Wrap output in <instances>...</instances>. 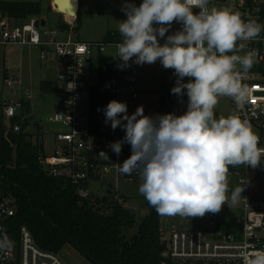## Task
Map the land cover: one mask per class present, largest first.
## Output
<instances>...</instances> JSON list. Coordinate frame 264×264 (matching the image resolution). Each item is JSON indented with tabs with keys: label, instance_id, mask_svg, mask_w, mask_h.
Masks as SVG:
<instances>
[{
	"label": "clouds",
	"instance_id": "clouds-1",
	"mask_svg": "<svg viewBox=\"0 0 264 264\" xmlns=\"http://www.w3.org/2000/svg\"><path fill=\"white\" fill-rule=\"evenodd\" d=\"M121 10L126 19L118 23L122 42L114 59L121 61L119 66L159 61L177 77L171 92L181 98L186 94L188 103L179 116H148L143 106L129 115L126 102L111 100L104 108L105 123L113 130L121 127L125 136L110 147L117 156L124 143L132 151L118 171L139 174V193L161 215L219 213L228 200L229 166L256 167L264 157L247 121L235 115L216 118L214 112L222 96L243 106L247 89L240 80L253 67L255 52L237 54L246 47L237 42L264 39V24L228 8L210 7V0H142L139 6L124 0ZM174 22L182 27L161 44ZM242 191L231 193L233 202ZM11 246L6 234L0 238V250ZM254 257L246 264H264V251Z\"/></svg>",
	"mask_w": 264,
	"mask_h": 264
},
{
	"label": "built area",
	"instance_id": "built-area-1",
	"mask_svg": "<svg viewBox=\"0 0 264 264\" xmlns=\"http://www.w3.org/2000/svg\"><path fill=\"white\" fill-rule=\"evenodd\" d=\"M217 0H210V7ZM233 5V12H244L242 19L260 20L259 13L264 6V0H225ZM1 2L20 3L27 0H0ZM53 1L51 6L54 9ZM196 12L199 9H194ZM56 12V11H55ZM57 13V12H56ZM42 17L17 19L9 13L0 11V46L35 47L41 50V58L55 74L59 108L48 119V122L59 125L61 130L54 136L58 148L54 157L42 159L45 171L52 177H62L71 180L77 187V194L82 199L94 198L91 183L101 185L112 173L116 182L127 181L134 183L139 174H121L119 164L132 154L128 143L122 145V151L117 156L110 144L123 140L125 131L121 127L115 130L111 123H105V113L102 106L92 107V94L113 95L116 100L133 103L140 98L138 70L133 66L120 67L118 59L106 58L105 52L113 48L116 55L118 43H85L72 39L70 34L64 37V32L57 28H48ZM182 25L176 24L172 32H167L160 39L163 44L168 35L180 30ZM71 26V30H72ZM264 37V32L261 33ZM246 45L237 54L244 55L254 51L255 63L246 73L242 74L240 83L246 86L247 95L242 107L230 97L233 115L242 121H247L252 131L259 136V148H264V39L238 41ZM231 55L232 53H228ZM103 58L100 61V58ZM239 67V66H238ZM4 88L13 95L20 91V96L13 102L6 101L3 117L10 123L6 132L19 133L21 124H12L24 104L32 100V93L25 87L17 74L5 73ZM189 78L185 77V82ZM174 70L168 72V108L160 111V115L174 113L179 116L187 111L188 97L182 98L173 94L171 89L176 84ZM72 88L71 90H68ZM124 99V100H123ZM223 96L219 98L221 102ZM71 101V102H70ZM136 110H128L131 115ZM57 113L60 117H57ZM126 123V122H125ZM107 153V156L100 155ZM261 157L256 167L241 165V172H236L239 184L245 189L244 214L236 219L240 226L237 233H219L214 230L172 229L167 232V249L163 253L161 264H246V260L254 259V254L264 251V200L251 201L249 186L257 182L261 187ZM117 183V184H118ZM119 193L116 189L112 191ZM97 198H102L95 196ZM119 203L128 208L127 202L118 199ZM17 212L16 200L11 195H0V238L5 234L12 246L0 250V264H66L60 254L45 251L35 242L26 227L14 232L11 228V218Z\"/></svg>",
	"mask_w": 264,
	"mask_h": 264
},
{
	"label": "trees",
	"instance_id": "trees-1",
	"mask_svg": "<svg viewBox=\"0 0 264 264\" xmlns=\"http://www.w3.org/2000/svg\"><path fill=\"white\" fill-rule=\"evenodd\" d=\"M42 9L39 2L0 3L1 12L17 19L42 17ZM59 15L62 21L63 15ZM259 15V21L264 20V6ZM241 16L245 13L241 12ZM78 22L79 19L73 31H77ZM56 28L64 33L71 30L64 22ZM120 42L117 31L108 35L104 43ZM42 88L57 93L50 82H43ZM168 93V88L160 93L161 111L168 108ZM111 100H116L115 96L93 92L91 105L106 107ZM15 123L21 124V131L9 133L6 138L8 127L0 114V195H11L16 200L17 212L11 218L14 232L26 227L41 249L60 254L70 246L89 264H161L168 240L161 227L162 215L154 207L146 201L149 213L137 236L127 240L124 230L135 227L136 217L119 203V193L82 199L71 180L52 177L45 171L41 162L45 157L43 145L39 140L33 143V136L25 132L27 125L19 116L12 120ZM239 229L236 219L217 222L215 226V231L226 234Z\"/></svg>",
	"mask_w": 264,
	"mask_h": 264
},
{
	"label": "rangeland",
	"instance_id": "rangeland-1",
	"mask_svg": "<svg viewBox=\"0 0 264 264\" xmlns=\"http://www.w3.org/2000/svg\"><path fill=\"white\" fill-rule=\"evenodd\" d=\"M27 1L34 3L39 2L42 4V18L46 20L48 28H56L57 24L62 22L70 26L66 18L63 17L61 21L60 15L50 9L52 0ZM133 2L139 6L142 0H133ZM123 3L124 0H80L78 29L73 32V38L92 43H104L108 35L118 31L119 21L126 19L125 13L121 10ZM211 7L228 8L233 12V5L225 0H217ZM193 11L196 12L194 9ZM76 23L77 20L74 26ZM176 24V22L172 24L169 32L173 31ZM104 55L106 58H111L115 56V50L113 48H108ZM154 64L159 68L150 67L151 64L137 65L140 69H145V66H148L146 70L148 72L153 71V77L144 75L148 81H151L150 79L152 78V83H149L147 88L153 90L158 88V86L159 89H161V81H157L154 74L158 77L156 73L159 72L160 80L166 75V69L162 67L159 61ZM154 71H156V73ZM6 72L9 74H17L23 85L32 93V100L26 102L23 108L18 112L19 117L25 122L24 124L27 125L25 132L33 136L34 143H36L37 140L41 142L46 158L54 157L55 151L58 148L54 136L56 132L61 130V127L48 122V119L55 113L59 96L57 93L51 91V89L44 90L42 84L47 81L55 87V74L48 68L47 62L41 58V50L39 48L18 46L5 48L0 46V114L3 113V108L5 107L4 100L13 102L20 96V91L13 95L5 90L3 77ZM163 89H165V87H163ZM140 93L139 100L133 103H127L123 99L124 102L127 103L128 110H136L137 107L143 106L145 115L155 116L159 114L161 110L158 94L151 93L152 96H146L145 93L141 91ZM214 112L216 118L233 115V108L227 96H223L221 102L216 105ZM5 123L7 127L10 128V123L6 121ZM241 171V165L235 167L229 166L227 175L228 200L227 203L222 205L219 213H206L202 217L162 215V227L166 234V238L169 237L167 232L172 229L188 230L197 227L203 230H214V224L217 222H228L232 219L241 218L244 214L243 199L245 197V189L239 184V178L236 175V172ZM117 183L112 173L101 185L91 183L90 189L95 196L99 197L109 196V192L117 189L119 197L127 200L128 209L131 210L136 217L135 227L131 230H124L126 239L131 240L137 236L139 226L149 213V209L146 206L147 200L139 193V186L142 183L140 176L134 183H129L124 180ZM237 188L243 189V191L240 193L237 200L233 202L231 193ZM249 192L251 201L264 200V187H261L257 182L254 181L253 184L249 186ZM95 196L94 198H97ZM60 256L66 264H89L70 246L64 248Z\"/></svg>",
	"mask_w": 264,
	"mask_h": 264
},
{
	"label": "crops",
	"instance_id": "crops-1",
	"mask_svg": "<svg viewBox=\"0 0 264 264\" xmlns=\"http://www.w3.org/2000/svg\"><path fill=\"white\" fill-rule=\"evenodd\" d=\"M76 20H78V16L75 18V22H76ZM74 24V23H73ZM71 26L72 27H74V25H70V28H71ZM73 32H75V31H73V28H72V30H70L69 32H66V33H64V37L65 36H68L69 34H70V36H71V38L72 39H75V38H73ZM76 40V39H75ZM77 41H80V42H85V43H92V42H86V41H81V40H77ZM112 58V57H111ZM130 65L131 66H133V67H135L137 70H138V78H139V84H138V86H139V90L140 89H144V90H140L141 92H143V93H145V95L146 96H152V94L151 93H155V94H158V101H160V93H161V91H162V89H163V87H165V89L166 88H168L169 89V84H168V72H169V69H166V75H162L163 76V79L161 78V80H160V73L159 72H157L156 73V71H154L157 75H158V77L154 74V77H156V80L157 81H161V83H160V88L161 89H159V86H158V88H156V89H148L147 87V85L150 83H152V78L151 77H153V71L152 72H148L146 69L148 68V66H145V69H140L138 66H137V64H135V63H132V62H130ZM139 69H138V68ZM150 67H157V69L159 68L156 64H151L150 65ZM50 69V68H49ZM51 70V69H50ZM141 72H143V73H141ZM147 73V74H146ZM149 74V75H148ZM147 75V76H151L150 78V80L151 81H148L147 80V78L145 77V76ZM141 76V77H140ZM158 84V83H157ZM143 87V88H142ZM160 90V91H159ZM141 94V93H140ZM157 96V95H156ZM34 143V142H33ZM161 221H162V219H161ZM161 227H162V222H161ZM164 229H163V227H162V231H163Z\"/></svg>",
	"mask_w": 264,
	"mask_h": 264
},
{
	"label": "bare ground",
	"instance_id": "bare-ground-1",
	"mask_svg": "<svg viewBox=\"0 0 264 264\" xmlns=\"http://www.w3.org/2000/svg\"><path fill=\"white\" fill-rule=\"evenodd\" d=\"M52 1H53L52 3L54 5L55 11L63 12L64 18H66L67 22L70 25H74L73 23H75L76 16L74 15V13H71V11L74 8V0H55V1L52 0ZM58 5H61L60 9H58Z\"/></svg>",
	"mask_w": 264,
	"mask_h": 264
},
{
	"label": "water",
	"instance_id": "water-1",
	"mask_svg": "<svg viewBox=\"0 0 264 264\" xmlns=\"http://www.w3.org/2000/svg\"><path fill=\"white\" fill-rule=\"evenodd\" d=\"M60 7H61V5H58V9H60ZM50 9L53 10L52 6L50 7ZM79 11H80V0H74V8L71 11V13H74V15L77 17L78 14H79ZM57 13L63 15V17H64V13L63 12L58 11ZM45 24H46L45 22H42L41 25L45 26ZM53 66H54L53 63H50L48 68L53 69ZM58 108H59V103L56 104V109H58ZM261 184L264 186V160L262 161V165H261Z\"/></svg>",
	"mask_w": 264,
	"mask_h": 264
},
{
	"label": "flooded vegetation",
	"instance_id": "flooded-vegetation-1",
	"mask_svg": "<svg viewBox=\"0 0 264 264\" xmlns=\"http://www.w3.org/2000/svg\"><path fill=\"white\" fill-rule=\"evenodd\" d=\"M57 104V103H56Z\"/></svg>",
	"mask_w": 264,
	"mask_h": 264
}]
</instances>
